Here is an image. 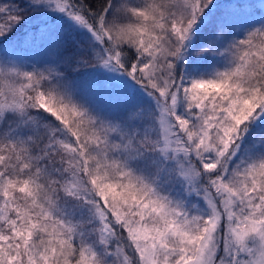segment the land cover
<instances>
[{"label":"trees","instance_id":"1","mask_svg":"<svg viewBox=\"0 0 264 264\" xmlns=\"http://www.w3.org/2000/svg\"><path fill=\"white\" fill-rule=\"evenodd\" d=\"M175 6L179 10L173 21ZM234 13L247 16L240 30L232 37L218 32L217 21ZM143 14L149 20L145 27L140 23ZM157 21L160 27L146 30ZM95 27L103 55L108 36L126 54L124 65L117 68V84L111 78L94 81L104 58L91 54L93 46L85 36ZM117 31L171 38L165 60L168 75L162 81V87L169 83L165 95L144 90L142 82L129 77L127 71L142 54L133 39L118 40ZM38 51V57L50 61L32 63L30 71V59ZM5 63L15 68L13 79ZM81 79L102 90L111 82L113 90L142 96L146 103L154 98L181 143L173 151L191 161V142L185 141L188 130L195 131L189 129L190 116L170 94L179 92L184 105L202 107V114L211 118L208 124L221 129L224 138L226 132L230 135L227 150L208 178L223 181L220 173L226 162L234 169L231 183L264 166V0H0V264H70L87 250L91 264L114 263L105 229L114 231L123 246L125 232L99 195L124 186L126 177L116 165L122 167L130 154L123 147L124 137L131 138V153H140L137 169L148 176L138 191L151 190L152 184L180 185L169 166L174 152L164 148L165 140L159 141L157 127L146 124L143 129L136 122L121 128L125 133L112 132L60 89L63 82ZM204 85L210 86L207 92ZM188 91H195L201 101L188 99ZM148 110L152 120L159 118L154 103ZM220 110L238 118L222 119L219 126L212 111ZM247 185L254 212H264V182ZM135 206L122 208L125 213ZM12 220L19 225L16 230ZM52 229L59 233L51 234ZM65 250L70 258L65 259Z\"/></svg>","mask_w":264,"mask_h":264},{"label":"rangeland","instance_id":"2","mask_svg":"<svg viewBox=\"0 0 264 264\" xmlns=\"http://www.w3.org/2000/svg\"><path fill=\"white\" fill-rule=\"evenodd\" d=\"M163 8L164 3L160 12ZM178 10L179 6H175L173 21ZM165 17L166 14H163V18ZM246 20V14L241 13H234L224 19L221 17L219 22L217 21V30L222 34L227 32L226 34L232 37ZM148 22L143 14V21L140 20V23L145 27ZM160 25L161 23L157 21L155 26L146 30L151 31ZM87 31L88 35L85 38L90 40V47L91 44L93 46L91 54L97 60L104 58L100 60L102 72L97 73L99 79L94 80L95 83L112 79L117 84L120 79L117 68L124 65L126 54L124 57L118 44L106 34L108 36L107 43L104 44L106 53L103 55L102 41L97 34L98 27ZM117 34L118 40L122 42L133 39L142 54L127 71L129 77L142 82L144 90L149 92L157 90L165 95L169 90V83L162 87V81L168 75L166 65L169 64L165 63V60L168 57L167 50L171 38L163 37L160 33L144 36L138 31ZM46 49L43 51L50 50V48ZM38 54L39 51L30 59V71L35 67H32V63L44 65L45 61H50L38 57ZM4 65L12 78L15 68L12 70V65L9 63ZM210 70L216 71L215 66H211ZM105 83L107 86L102 90L99 84H92L90 87L86 80L81 79L71 83L63 82L60 89L69 92L74 100L82 102L97 115V120H103L112 132L125 133L127 130L119 132L121 128L125 125L134 127L136 122L143 129L146 128V124L152 128L157 127L155 131L159 141L165 140L164 148L173 153L174 146L181 143L172 136L171 132H174V129L170 127V122L167 124L162 105L154 98L146 103L142 96L115 91L111 82ZM204 86H206L204 92H207L210 86ZM178 93L175 91L170 94L171 100L180 108H184L185 113L190 116L189 129L196 132L188 130L189 135L185 141V143L191 142L193 159L191 161L184 154L173 153V160L169 166L174 168L176 176L180 179L179 186L172 188L166 183L161 186L152 184L151 190L138 191V188L148 180V176L137 169L141 162L136 156H140V153L137 149L131 153L133 148H127L133 144L131 138L124 137L123 147L130 154L122 167L116 164L126 177L124 186L115 193L102 191L99 195L101 203L111 211L113 218L123 227L126 237L123 246L114 231L105 229L109 243L107 250L109 256L114 259V263L107 262V264H264V212L258 208L254 212L255 208L251 207L254 201L250 200L247 185L249 182L250 185L259 186L264 182V166L254 171L253 175L248 174L242 179L238 178L236 183H231L234 169L226 162L220 173L223 181L208 178V172L217 169L218 162L227 150L230 135L226 132L227 139L224 138L221 129L212 128L208 124L211 118L202 114L200 109L202 107L184 105L182 102L184 97ZM194 94L195 91L192 93L188 91V99L195 98ZM195 100L201 101L199 98ZM151 103L159 109V118L153 120L148 110V105L150 106ZM236 111L239 112V108H236ZM212 113H215L212 118L220 120L219 126L222 119L228 121L233 117L238 118V115L226 110L212 111ZM107 127L103 129L110 133ZM115 185L114 183L112 186ZM132 202L139 208L135 206L136 210L124 213L122 207L133 206ZM107 203L111 207L106 206ZM100 217L104 219L102 215ZM199 218H201L200 222H198ZM12 226L14 230L19 227L15 220H12ZM50 233L58 234L59 230L52 229ZM65 252V259L70 258L71 253L66 250ZM91 261V254L87 250L77 261L70 264H91Z\"/></svg>","mask_w":264,"mask_h":264}]
</instances>
